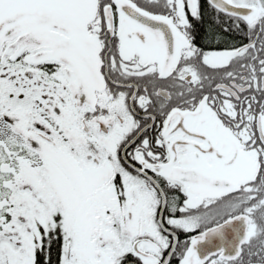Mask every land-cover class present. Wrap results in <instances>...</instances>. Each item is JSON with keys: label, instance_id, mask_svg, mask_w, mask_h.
<instances>
[{"label": "snow or ice", "instance_id": "1", "mask_svg": "<svg viewBox=\"0 0 264 264\" xmlns=\"http://www.w3.org/2000/svg\"><path fill=\"white\" fill-rule=\"evenodd\" d=\"M0 264H264V0H0Z\"/></svg>", "mask_w": 264, "mask_h": 264}]
</instances>
